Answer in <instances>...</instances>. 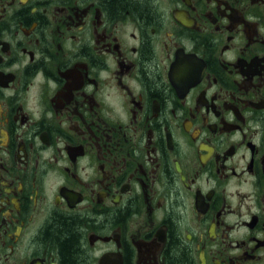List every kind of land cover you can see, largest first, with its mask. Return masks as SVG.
I'll list each match as a JSON object with an SVG mask.
<instances>
[{
	"label": "flooded vegetation",
	"instance_id": "flooded-vegetation-1",
	"mask_svg": "<svg viewBox=\"0 0 264 264\" xmlns=\"http://www.w3.org/2000/svg\"><path fill=\"white\" fill-rule=\"evenodd\" d=\"M120 1L0 0V264H264V0Z\"/></svg>",
	"mask_w": 264,
	"mask_h": 264
},
{
	"label": "trees",
	"instance_id": "trees-1",
	"mask_svg": "<svg viewBox=\"0 0 264 264\" xmlns=\"http://www.w3.org/2000/svg\"><path fill=\"white\" fill-rule=\"evenodd\" d=\"M126 3L127 1L122 0L120 1V3H117L115 8H120ZM146 9L147 7H145V5L139 4L138 10L140 11V13L148 17V15L146 14ZM76 229L77 227L75 225V222L67 219L57 220L53 228V235L61 246L63 264H85L86 262L85 256L80 250L79 236L76 233Z\"/></svg>",
	"mask_w": 264,
	"mask_h": 264
}]
</instances>
